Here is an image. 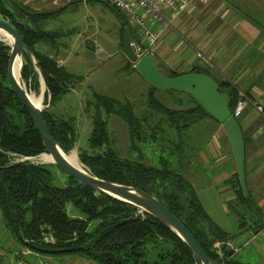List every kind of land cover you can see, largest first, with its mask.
I'll list each match as a JSON object with an SVG mask.
<instances>
[{
  "label": "trees",
  "instance_id": "1",
  "mask_svg": "<svg viewBox=\"0 0 264 264\" xmlns=\"http://www.w3.org/2000/svg\"><path fill=\"white\" fill-rule=\"evenodd\" d=\"M4 3L8 2L0 0V12L8 17L33 52L45 78L49 103L53 105L62 94L63 87L77 83L76 78L55 58L34 49L35 43L50 42L56 36L44 30H32L27 27V23L23 25L21 21L24 19L28 21L41 17H26L14 8L10 13ZM121 16L127 24L124 16ZM9 50L5 43L0 42V213L5 227L17 243L39 256L42 253L81 255L97 264H197L190 248L149 214L143 212L141 215L138 208L97 193L68 175L66 184L58 185L55 170L61 169L56 165L38 164L30 160L12 161L14 154L32 157L45 152V148L31 117L8 82ZM25 61L34 67L24 54L23 64ZM189 72L213 78L203 70L193 69ZM21 75L22 78L27 77L24 66ZM167 75L179 74L173 72ZM213 79L219 84V91L229 93L232 114L237 102L243 97L237 88L223 85L217 78ZM159 89L151 85L147 93L148 107L161 116L155 124L148 118L138 117L133 103L128 100L94 94L93 103L88 105H93L95 109L88 146L96 152L89 154L82 151L79 159L91 173L102 179L133 186L155 196L180 219L208 255L218 263L241 264L232 258L233 251L227 245L235 237L210 218L192 182L183 172L190 164L185 152L188 137L185 134L186 139L182 136L184 131L206 118L215 120L187 92L163 89L184 92L194 102L193 107L172 111L155 97L154 91ZM243 95L250 98L248 93ZM101 110L107 116L120 117L126 124L130 158L120 156L113 146L114 141L110 139L107 121L102 119ZM43 116L50 133L67 152L68 146L76 140L74 123L62 119L59 121L60 128L56 130L45 109ZM161 123L167 124L176 135H165ZM154 148L157 149L154 163H146L144 157ZM180 167H183L182 171ZM229 183L238 203L258 215L257 221L244 222L251 224L254 231L264 227L261 212L251 203L249 194H244L238 174ZM71 206L75 211L73 215L68 212ZM229 210L235 211V208L230 204ZM235 213L242 227L244 214ZM45 236H50L53 241L45 242ZM216 243L218 249L214 246Z\"/></svg>",
  "mask_w": 264,
  "mask_h": 264
},
{
  "label": "rangeland",
  "instance_id": "2",
  "mask_svg": "<svg viewBox=\"0 0 264 264\" xmlns=\"http://www.w3.org/2000/svg\"><path fill=\"white\" fill-rule=\"evenodd\" d=\"M36 1L37 0H31V2H25V8L33 12L41 9V11H46L43 9L47 8L51 10L59 9L65 6L63 10L54 15L41 17L35 20L28 19L27 27L36 31L44 30L56 36V38L50 42L44 41L43 43L53 48L59 47L58 45H60L58 54L64 61L68 72L76 78L77 83L76 87L71 91L62 92L53 105H50V103L47 105L48 101H50L47 88L46 86L43 87V82L38 71L25 61L23 66L26 69L27 77L22 78L24 90L26 93L33 92L35 94H42V108L46 110L48 119L56 130L60 128L59 121L62 119L74 123L77 132L76 140L72 145L68 146L66 153L75 155L77 161L88 169L86 165L80 161L79 153L82 151L89 154L96 152V150L90 149L88 146V138L93 129V117L95 114L93 105H88L93 103V95L99 94L119 100H128L133 103L134 111L138 117L148 118V121L155 124L160 120L161 116L152 111L147 105V93L151 90L152 84L142 77L134 67V63L123 53L122 23L119 17L106 4L98 1H83L72 5H68V2L71 0L68 2H66V0H61L57 4H53L54 0H38L39 3ZM64 2L65 4L62 5ZM4 5L8 12L11 13L14 10L9 3H4ZM189 10L190 7L181 15L188 24L184 30V39L182 43L178 44L177 47L175 46L176 43L169 47H166L167 44L163 43L161 49H165V52L161 58L156 60L155 63L157 67L166 74L173 72L182 74L193 69L203 70L215 76L223 85L227 84L229 87H235L225 79L223 80L219 77L214 71L205 50L197 46V42L194 39V34L197 31H190L188 28L194 26L197 21H199V25L201 26V19L196 20V13L194 15L193 11L190 14ZM0 20L11 23L8 17L1 12ZM208 22L209 21L206 20L204 21L205 24H202L204 29ZM177 23V20L172 21V25H177ZM0 42L5 43V45L10 48V44L5 37H0ZM176 42L180 43L179 40ZM41 43L42 42H37L34 44V49L37 52L46 55L52 53L50 51L51 48ZM156 48H158V46H156ZM154 53L152 56H154ZM57 63L59 64V62ZM154 95L172 111L179 112L193 107L194 105L193 100L184 92H168L159 89L154 91ZM101 115L102 119L107 121L110 139L112 142L114 141L113 146L117 152L122 157L130 158L128 152V128L126 124L120 117L115 115L107 116L102 110ZM206 119L205 121H213L209 118ZM205 121L193 124L184 131L182 135L184 137L185 134L186 137H188L186 140L187 147L185 152L190 161V164L187 165L188 167L184 168L183 172L186 175L188 174L187 177L205 203L206 210L211 215L213 214L216 218H219L222 210L217 207H212L205 202L206 199L204 195L211 194L212 190H207L206 186L202 187V183L196 180V175H199V177L205 181L203 184L205 185L207 182H211L213 178L212 171L209 169L203 170L204 167L199 162V153L209 139L211 131V124ZM161 127L165 130L164 133L168 135V137H174L176 135L174 131L168 128L167 124L161 123ZM153 150L154 151L149 152V155L144 157L146 163H154L153 158H156L157 149L154 148ZM44 155L50 154L42 152L32 157L14 154L12 155V161L30 160L38 164L55 165L52 161H45L43 159ZM188 159L186 161L184 160L185 163ZM222 163H220V165ZM182 169L183 167H180L181 171ZM55 175L58 185L63 186L66 184V173L62 170H55ZM191 175L195 177L193 178ZM231 206L233 209L235 208L237 212L249 213L247 208H243V206L238 203V199H235ZM72 208V206L68 207L70 215L75 213ZM235 211H229L230 213L225 217L226 223L224 224L231 230H236L239 223ZM245 215L247 216V214ZM254 218L255 215H253V219ZM48 237L50 236H45V239ZM246 239L247 236H244L240 241L236 242V245L239 247V252L235 258L244 263L264 264V234H259L257 238L251 239L245 244L244 241ZM48 241H50V239L45 240V242ZM18 248L32 252L26 253V255H20L24 256L27 260H31L34 257L33 251L22 246H18ZM215 248L218 249V246H215ZM40 259L47 264H97L81 255L59 256L42 253L40 254Z\"/></svg>",
  "mask_w": 264,
  "mask_h": 264
},
{
  "label": "crops",
  "instance_id": "3",
  "mask_svg": "<svg viewBox=\"0 0 264 264\" xmlns=\"http://www.w3.org/2000/svg\"><path fill=\"white\" fill-rule=\"evenodd\" d=\"M59 1L61 0H54L53 4H57ZM68 1L66 0V2ZM19 2L25 5V2H31V0H19ZM36 2L39 3L38 0ZM64 4L65 2L62 5ZM189 7L190 14L194 11L193 14L196 13L195 19H201V26L197 21L194 26L188 29L197 31L194 34L196 44L205 50L214 71L223 80L225 79L235 86L241 94L248 93L250 95L249 103L237 120L241 126L245 143V179L248 194L251 203L261 212V220L264 222V0H191ZM41 10L33 12H41ZM43 10L49 11L51 9ZM165 16L170 20V28L160 29L158 24L150 23L153 30L159 34L156 45L158 48H156L153 56L155 62L165 52V49H161L163 43L167 44L166 47L172 46L174 43L177 47L178 44L182 43L184 30L188 25L185 18L181 16L173 19L169 17L168 13H165ZM173 20L178 21L177 25H172ZM206 20L209 22L206 23L204 29L202 24H205L204 21ZM177 40L180 43H177ZM41 44L45 43L42 42ZM44 46L51 48L52 53L48 55L66 68L64 61L58 54L60 45L56 48L47 44ZM66 70L68 71L67 68ZM213 78L216 77L213 76ZM205 122L211 124V131L209 139L199 153V162L204 167L203 170L212 171L213 178L211 182H207L205 185H203L205 181L199 175H196V180L202 183V187L206 186L207 190H212V193L205 194L204 198L208 205L222 210L219 218L206 210L205 203L199 193L196 192L210 218L221 229L235 237L227 243L233 251L232 258L241 264H251L235 258L239 252L236 242L247 236L248 240L246 239L247 241L245 240L244 243H248L251 239L257 238L259 234H264V227L254 231L251 224L244 222L258 220V215L250 210L249 213H243L242 227L240 222L236 230L228 229L225 226V217L230 213L229 205L236 198L235 191L229 181L238 174L237 167L228 135L221 124L216 121ZM191 177L194 178L195 176L191 175ZM253 215H255L254 219ZM18 246L20 244L5 227L0 213V264H5L24 252L32 253L18 248ZM33 254L34 257L31 261L44 262L39 255Z\"/></svg>",
  "mask_w": 264,
  "mask_h": 264
},
{
  "label": "water",
  "instance_id": "4",
  "mask_svg": "<svg viewBox=\"0 0 264 264\" xmlns=\"http://www.w3.org/2000/svg\"><path fill=\"white\" fill-rule=\"evenodd\" d=\"M6 1L16 11L30 18L51 16L65 8V6H62L59 9L32 12L24 8L16 0ZM83 1H98L104 3L119 17L123 25V53L134 63L136 70L147 82L160 89L182 90L187 92L217 123L221 124L228 135L240 183L244 194L247 195L248 191L245 179V143L241 126L229 109V93L227 91H219V84L217 81L208 75L185 72L179 75L169 76L157 67L151 54H145L138 58L131 46V41L133 40L132 29L125 23L121 14L106 0H71L68 2V5ZM21 23L25 25L26 21H21ZM0 31H3L11 39V49L7 68L10 87L31 117L42 139L45 152L51 155L52 162L68 176L93 191L130 204L157 219L190 248L196 258L197 264H221L208 255L189 229L155 196L133 186L102 179L91 173L84 166L77 167L67 160L65 155L66 152L52 136L47 127L43 116V108L35 105L29 100L27 93L22 88L14 73L15 63L19 60V76L22 81L21 73L25 54L34 68L38 71L43 82V87L46 86L44 75L35 61L33 52L24 43L11 23L0 20ZM75 87L76 84H69L67 87H63L62 91L68 92ZM47 105H49V101Z\"/></svg>",
  "mask_w": 264,
  "mask_h": 264
},
{
  "label": "built area",
  "instance_id": "5",
  "mask_svg": "<svg viewBox=\"0 0 264 264\" xmlns=\"http://www.w3.org/2000/svg\"><path fill=\"white\" fill-rule=\"evenodd\" d=\"M116 10H118L128 22L132 29L133 47L138 58L145 54H151L156 50V42L159 38L157 31L153 30L151 22L159 25L160 29L170 28V20L165 16L169 14L170 18L180 17L189 8L191 0H106ZM167 18V19H166ZM127 24V25H128ZM241 94V93H240ZM244 97L243 94H241ZM249 103L247 98L240 99L232 115L238 118L245 106ZM259 110L260 108L257 107ZM138 213L143 212L138 209ZM48 242H52L53 239ZM45 239V240H47ZM218 246V243L215 244ZM26 255V252L23 253ZM6 264H47L46 262L27 260L24 256L12 258Z\"/></svg>",
  "mask_w": 264,
  "mask_h": 264
},
{
  "label": "bare ground",
  "instance_id": "6",
  "mask_svg": "<svg viewBox=\"0 0 264 264\" xmlns=\"http://www.w3.org/2000/svg\"><path fill=\"white\" fill-rule=\"evenodd\" d=\"M0 37H5L7 39V41L9 42V44H11V39L3 31H0ZM14 73H15L17 80L20 82L22 88L24 89L23 83H22L20 76H19V60H17L15 63ZM27 96L32 103H34L35 105H37L39 107H42L43 96L41 93L40 94H35L33 92L27 93ZM65 155H66L67 160L69 162H71L73 165H75L77 167H82V165L77 161L75 155L67 154V153ZM43 159L45 161H52L51 155H44Z\"/></svg>",
  "mask_w": 264,
  "mask_h": 264
}]
</instances>
